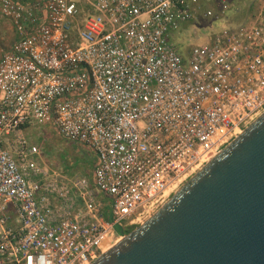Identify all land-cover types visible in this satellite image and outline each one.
Returning <instances> with one entry per match:
<instances>
[{"label": "built area", "instance_id": "2783aa9c", "mask_svg": "<svg viewBox=\"0 0 264 264\" xmlns=\"http://www.w3.org/2000/svg\"><path fill=\"white\" fill-rule=\"evenodd\" d=\"M244 1L0 0V264H90L264 113ZM43 126L93 153L90 180L45 163Z\"/></svg>", "mask_w": 264, "mask_h": 264}, {"label": "water", "instance_id": "95a60500", "mask_svg": "<svg viewBox=\"0 0 264 264\" xmlns=\"http://www.w3.org/2000/svg\"><path fill=\"white\" fill-rule=\"evenodd\" d=\"M90 264H264V113Z\"/></svg>", "mask_w": 264, "mask_h": 264}, {"label": "rangeland", "instance_id": "374dc122", "mask_svg": "<svg viewBox=\"0 0 264 264\" xmlns=\"http://www.w3.org/2000/svg\"><path fill=\"white\" fill-rule=\"evenodd\" d=\"M241 5V4H240ZM259 5L258 0H246L242 3V7L244 9V16L241 18L242 21H247L250 17L256 12ZM230 16V15H229ZM208 21H202L197 26V32H193L192 34H188L187 32H183L180 36V41H184L187 43V47L191 44L195 43L196 39L194 38L198 34L206 36L208 33L205 31L200 32L203 29V25H207ZM201 25V26H200ZM225 26L224 24H218V27ZM188 27L184 28L187 29ZM14 33L9 27V25H5L3 30L0 33V54L2 51L7 49L14 42ZM187 37V38H186ZM201 40L202 37H200ZM178 39H174L173 42L177 43ZM195 41V42H194ZM24 135L33 143L39 145L41 151L44 154L45 163L47 165H53V167L58 168L60 170L66 171V173L71 177H79L84 176L91 179L92 169L94 166L95 158L92 152H90L86 147L79 144H71L66 142L62 138H60L54 130L49 126H43L38 129H26L24 130ZM190 179V178H188ZM186 179V181L188 180ZM186 181L182 182L175 191L169 194L168 198L162 200L160 203L156 205V207L152 208L142 217L135 222L134 225L126 228L124 234H128L134 228L142 225L149 217H151ZM137 225V226H136Z\"/></svg>", "mask_w": 264, "mask_h": 264}, {"label": "trees", "instance_id": "16d2710c", "mask_svg": "<svg viewBox=\"0 0 264 264\" xmlns=\"http://www.w3.org/2000/svg\"><path fill=\"white\" fill-rule=\"evenodd\" d=\"M243 16H244V9H243V7H242V5H241V7H240V9H239V11H238L237 13H231V14H230V16H229V18H228V21H229V23H230L231 25H238V24H241V23L246 22V21H242V20H241V18H242ZM223 24H224V23H223ZM217 25H218V24L214 25V26H216V29H215V30H218L219 28H222V27H227V26H228V23L224 24L225 26H221V27H218V28H217ZM208 26H210V25H209V24H207V25H203L204 29L207 28ZM211 34H212V33H211ZM175 39H177V38L175 37ZM194 42H195V41H194ZM201 42H202V40H201V38H200V39L196 40V42L193 43L192 45H198V44H201ZM187 48H188V47H187V43L183 41V49H182V50H179V52L182 53V54H184V51H185Z\"/></svg>", "mask_w": 264, "mask_h": 264}, {"label": "bare ground", "instance_id": "6f19581e", "mask_svg": "<svg viewBox=\"0 0 264 264\" xmlns=\"http://www.w3.org/2000/svg\"><path fill=\"white\" fill-rule=\"evenodd\" d=\"M198 171H199V170H198ZM198 171H197V172H198ZM197 172H196V173H197ZM196 173H195V174H196ZM195 174H194V175H195ZM191 177H192V176H190V177H188V178H191ZM188 178H186V179H188ZM186 179H185L184 181H186ZM169 192H170V191H169ZM169 192H167V194H168ZM171 193H172V192H171ZM169 194H170V193H169ZM169 194H168V196H169ZM168 196H167V198H168ZM167 198H166V199H167ZM166 199H165V200H166ZM155 207H156V206H155ZM153 208H154V207H153ZM145 214H146V213H144L143 215H145ZM143 215H141V217H142ZM136 226H137V225H136ZM138 227H139V226H138Z\"/></svg>", "mask_w": 264, "mask_h": 264}]
</instances>
